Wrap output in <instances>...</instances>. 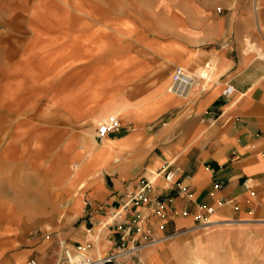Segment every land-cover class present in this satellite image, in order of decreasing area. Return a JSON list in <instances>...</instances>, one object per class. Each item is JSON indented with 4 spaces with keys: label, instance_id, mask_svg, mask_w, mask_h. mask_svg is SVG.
Segmentation results:
<instances>
[{
    "label": "crops",
    "instance_id": "crops-1",
    "mask_svg": "<svg viewBox=\"0 0 264 264\" xmlns=\"http://www.w3.org/2000/svg\"><path fill=\"white\" fill-rule=\"evenodd\" d=\"M156 1L0 0V264H180L201 228L264 224V0Z\"/></svg>",
    "mask_w": 264,
    "mask_h": 264
},
{
    "label": "rangeland",
    "instance_id": "rangeland-1",
    "mask_svg": "<svg viewBox=\"0 0 264 264\" xmlns=\"http://www.w3.org/2000/svg\"><path fill=\"white\" fill-rule=\"evenodd\" d=\"M168 1L179 8L183 6V2L187 3V0ZM204 1L206 6L212 5L220 16L227 15L231 8H239L246 2V0ZM161 2L165 0H159L156 5L159 6ZM180 242L182 248V254L178 259L180 264H192L197 259L203 264H264V224L235 223L201 228L193 236L184 237Z\"/></svg>",
    "mask_w": 264,
    "mask_h": 264
},
{
    "label": "built area",
    "instance_id": "built-area-1",
    "mask_svg": "<svg viewBox=\"0 0 264 264\" xmlns=\"http://www.w3.org/2000/svg\"><path fill=\"white\" fill-rule=\"evenodd\" d=\"M194 76L190 74L185 68L177 67L172 78V84L169 90L179 95H185L188 90L194 85ZM230 93V88L227 89ZM121 127L120 119L117 116H111L106 121L99 124L96 137L98 140H102L109 133ZM161 173H165L167 181H174V173L168 171L167 167L161 170ZM148 185H145L138 193H134L132 197L133 202L145 201V192ZM157 206L160 208V204ZM186 215V214H184ZM91 258L82 249L81 245H78L75 249H70L68 246H64L63 256L58 264H95ZM26 264H39L36 258H31Z\"/></svg>",
    "mask_w": 264,
    "mask_h": 264
},
{
    "label": "bare ground",
    "instance_id": "bare-ground-1",
    "mask_svg": "<svg viewBox=\"0 0 264 264\" xmlns=\"http://www.w3.org/2000/svg\"><path fill=\"white\" fill-rule=\"evenodd\" d=\"M204 73V72H203ZM202 73V74H203ZM191 74V73H190ZM205 74V73H204ZM201 75V74H200ZM194 76V75H193ZM194 78V84H196L197 83V80H196V78L195 77H193ZM189 93V92H188ZM192 264H203V262L200 260V259H197V260H195L194 262H192Z\"/></svg>",
    "mask_w": 264,
    "mask_h": 264
}]
</instances>
